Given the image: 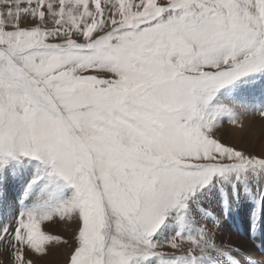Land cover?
<instances>
[{"label":"snow or ice","instance_id":"6c2138e0","mask_svg":"<svg viewBox=\"0 0 264 264\" xmlns=\"http://www.w3.org/2000/svg\"><path fill=\"white\" fill-rule=\"evenodd\" d=\"M261 80L264 0H0V264H253L217 228L264 230V141L221 130Z\"/></svg>","mask_w":264,"mask_h":264},{"label":"rangeland","instance_id":"374dc122","mask_svg":"<svg viewBox=\"0 0 264 264\" xmlns=\"http://www.w3.org/2000/svg\"><path fill=\"white\" fill-rule=\"evenodd\" d=\"M230 125H225L221 130V134L224 135V139L227 142H231L232 131L229 129ZM232 127V126H231ZM227 128V130H226ZM230 132V133H229ZM230 134V135H229ZM230 137V138H229ZM215 214V212L213 213ZM2 222V221H0ZM43 228L46 232L52 235H60L65 238H70L72 234V227L69 223L53 221L50 223H45ZM218 233L221 236V239L226 244H232L239 246L237 241L234 240H249L254 249L242 248L246 253L251 251V258L256 261L264 259L262 254L258 252V249L255 247L254 243L249 238V233L251 232V227L243 214L234 215L230 219L223 220L217 228ZM263 232V233H262ZM261 234H259L260 242L264 241V230H262ZM66 253V248L59 244H52L49 246L48 254L43 258L42 261H39V264H63L64 255Z\"/></svg>","mask_w":264,"mask_h":264},{"label":"bare ground","instance_id":"6f19581e","mask_svg":"<svg viewBox=\"0 0 264 264\" xmlns=\"http://www.w3.org/2000/svg\"><path fill=\"white\" fill-rule=\"evenodd\" d=\"M236 87L242 90H248L246 96H247V102L250 104V106L264 107V96L260 95L258 91L261 87H264V80L258 81L254 86L237 85ZM252 89H255V91H252ZM253 96L255 97L254 99ZM237 99L240 100L242 99V97L238 95ZM242 122L244 125L243 128L235 127L232 125H230L229 127V129L231 128L230 130L232 131V136L230 139L232 143H237V144L252 143L259 145L262 141H264V120H261L256 115L250 114L242 117ZM7 196L8 199L11 201L15 196V192L12 189H9L7 192ZM234 241H237L238 245L242 248H247L251 250L253 248L251 245L252 243L249 240L247 241V240L239 239Z\"/></svg>","mask_w":264,"mask_h":264}]
</instances>
